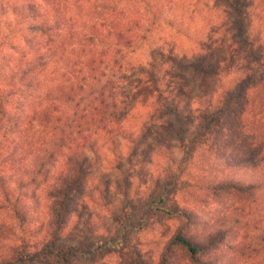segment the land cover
Listing matches in <instances>:
<instances>
[{"label":"trees","instance_id":"16d2710c","mask_svg":"<svg viewBox=\"0 0 264 264\" xmlns=\"http://www.w3.org/2000/svg\"><path fill=\"white\" fill-rule=\"evenodd\" d=\"M250 1L0 0V264L94 257L118 245L111 238L79 248L57 239L69 204L95 165L106 162V150L122 170L118 155L125 141L133 142L127 122L138 102L150 106L135 136L136 151L145 153L138 163H152L154 153L168 145L181 153L162 175L170 183L148 205L192 224V209L167 206L168 186L191 194L195 189L189 188L196 187L212 198L236 193L239 204L226 227L243 223L264 240V56L253 55L233 72L215 53L220 31H248L242 20L255 7ZM175 6L183 9L178 17ZM258 6L264 12V0ZM205 9L219 11L218 32L214 25L204 34L191 26ZM157 27H168V33L154 36ZM252 46L244 44L251 56ZM167 113L174 119L163 120ZM154 128L162 129L155 134L159 150L147 145ZM127 149L129 172L136 151ZM221 165L225 171L218 178ZM191 166L199 173L191 174ZM242 167L249 171L236 177L226 171ZM99 188L106 201V185ZM41 199L45 209L35 217L29 202ZM210 227L202 238L175 234L190 263H212L204 256L221 231L214 223ZM37 230L41 237L29 240Z\"/></svg>","mask_w":264,"mask_h":264},{"label":"rangeland","instance_id":"374dc122","mask_svg":"<svg viewBox=\"0 0 264 264\" xmlns=\"http://www.w3.org/2000/svg\"><path fill=\"white\" fill-rule=\"evenodd\" d=\"M253 1H255V7H251L248 10L249 13L245 12V17L242 20L243 23L248 21L245 24L248 27V31L244 33L232 27L231 35H227V32L224 35L223 31L215 35L220 39L215 53L224 60L225 66H233V72L234 69L254 58L253 55L263 54L264 56V12H261L262 9L258 6V0H251L250 2L253 3ZM197 8H200V5ZM174 11L178 17L183 12V9L175 6L172 13ZM200 13L199 16L193 18L195 24L191 23L194 29L199 27L201 34L205 33L207 26L211 27L214 25L211 28L213 31L217 30V32L221 29L220 23H217L219 19H222L220 14L217 16L219 11L205 9ZM238 19L240 20V18ZM210 20H215L214 24ZM159 33L167 34L168 27L164 29L157 27L152 31L154 36ZM247 36L248 41H246ZM183 40L181 39L179 42ZM245 43L250 47L253 45L252 56L244 48ZM137 53H140V51ZM140 56L137 55L136 57ZM244 56L247 57L246 62H244ZM157 62L158 65L160 61L157 60ZM132 76L131 80H136L138 72H133ZM206 78L209 83L210 76ZM198 79H200V76L196 78L197 81ZM150 84L154 86L153 81ZM206 86L209 87L211 85L208 84ZM149 90L150 88H146L139 100L143 101ZM141 103L138 102L134 105L130 112L131 115L128 117V129L133 132V142L125 141L126 146L120 149L118 157L123 165L122 170L119 171L115 168L114 156L106 150V162L101 161L99 165H95L91 179H87L83 183L81 192L69 204L70 213L67 217L66 226L57 239L58 244H75L79 248L81 246H89L97 240H109L111 238L113 240L116 238L118 245L114 244L112 248H106L104 251L94 255V257L71 256L61 261L51 260L45 262L26 260L17 264H192L188 261V255L181 246L174 241L175 234L178 232L184 234L192 232L200 238L206 237L211 232L210 225L213 223L223 234L220 232V235H217L218 241L214 248L204 256V258L212 261L211 264H264V240L255 237L251 227L243 223H234L232 226L226 227L232 217L230 214L231 208L239 204L241 196L238 194L228 192L212 198L208 197L206 192L197 190L196 187L189 188L190 190L195 189L191 194L187 190L186 192H177L173 187L168 186L167 206L174 210L177 207L184 206L192 209L195 221L192 224L186 223L179 213L164 214L148 205L162 184L170 183V179L163 178L162 175L165 173L164 170L169 169L167 167L170 166V158L172 157V159L179 161L181 153H178L177 149L169 145L159 150L158 148L161 145L158 143L157 135L155 134H159L162 129L158 131L154 128L152 134L148 133L147 145L149 148L153 147L159 151L154 153L152 163H138L142 160L145 153L142 156L140 150L136 151L139 144H135V136L137 128L144 121L146 114L150 110V106L146 105L143 107ZM161 112L163 113L164 111L161 110ZM173 119V114L169 113L163 117V120L171 121ZM161 134L165 136L170 133L163 131ZM129 146H133L136 152H131L134 155L132 156L131 169L128 172L129 164L126 163L129 153L127 148ZM232 150L235 151L234 148ZM230 153H232L231 150L228 154ZM233 156H231V160ZM196 161V164L199 165L200 161H198V158ZM137 163L138 165H136ZM260 166L264 169V163ZM194 167L191 166L189 169V172H192L191 174L199 171ZM245 168L226 171L229 173V177H236L245 171H249L244 170ZM169 171L171 170L169 169L167 172ZM221 171H225V169L222 167L216 173L219 176L218 178H223L224 172ZM188 176L192 177L190 174ZM193 181H197V179ZM98 184L106 185V191L108 190L107 197L105 196L108 203L107 206L104 205L106 201L102 199V188L97 190ZM108 185H110L109 188ZM32 201L30 200L29 206L33 212L32 214H35L36 217L39 212H43L45 205L42 199L38 200V203ZM38 218L39 216L37 220H39ZM6 221L8 222L9 220L7 219ZM2 235L6 236L7 234ZM41 235L37 230V235L32 236L31 234L28 239L37 240ZM3 241L6 242L7 240L4 239ZM3 249L0 247V254Z\"/></svg>","mask_w":264,"mask_h":264}]
</instances>
